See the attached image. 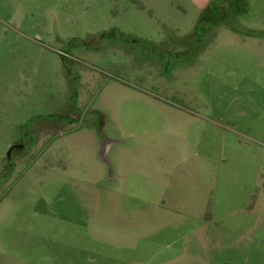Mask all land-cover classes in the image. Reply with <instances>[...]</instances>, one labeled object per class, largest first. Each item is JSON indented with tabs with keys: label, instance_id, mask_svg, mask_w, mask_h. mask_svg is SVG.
<instances>
[{
	"label": "rangeland",
	"instance_id": "374dc122",
	"mask_svg": "<svg viewBox=\"0 0 264 264\" xmlns=\"http://www.w3.org/2000/svg\"><path fill=\"white\" fill-rule=\"evenodd\" d=\"M254 208L264 0H0V264H264Z\"/></svg>",
	"mask_w": 264,
	"mask_h": 264
},
{
	"label": "crops",
	"instance_id": "0c3cea01",
	"mask_svg": "<svg viewBox=\"0 0 264 264\" xmlns=\"http://www.w3.org/2000/svg\"><path fill=\"white\" fill-rule=\"evenodd\" d=\"M108 150V149H107ZM110 150V149H109ZM107 152V151H106ZM252 212V214L254 215V216H258V218L256 219V225L257 226H259L261 223H260V221H261V219H263V217H264V215H262V214H260L259 212H257L258 210H257V208L255 209H253V210H251Z\"/></svg>",
	"mask_w": 264,
	"mask_h": 264
},
{
	"label": "flooded vegetation",
	"instance_id": "af4514ba",
	"mask_svg": "<svg viewBox=\"0 0 264 264\" xmlns=\"http://www.w3.org/2000/svg\"><path fill=\"white\" fill-rule=\"evenodd\" d=\"M19 149H22V148H19V147L13 146V147H11V152L14 151V150H19ZM105 149H106V147H103V150H105ZM107 149H108V148H107ZM107 149H106V151H107ZM11 152H9V154H11ZM7 157H10V155L7 156Z\"/></svg>",
	"mask_w": 264,
	"mask_h": 264
},
{
	"label": "trees",
	"instance_id": "16d2710c",
	"mask_svg": "<svg viewBox=\"0 0 264 264\" xmlns=\"http://www.w3.org/2000/svg\"><path fill=\"white\" fill-rule=\"evenodd\" d=\"M205 11H207V8L205 9ZM209 13V12H208ZM201 19H203V18H201Z\"/></svg>",
	"mask_w": 264,
	"mask_h": 264
},
{
	"label": "water",
	"instance_id": "95a60500",
	"mask_svg": "<svg viewBox=\"0 0 264 264\" xmlns=\"http://www.w3.org/2000/svg\"><path fill=\"white\" fill-rule=\"evenodd\" d=\"M10 154L8 153V155L7 156H9Z\"/></svg>",
	"mask_w": 264,
	"mask_h": 264
}]
</instances>
